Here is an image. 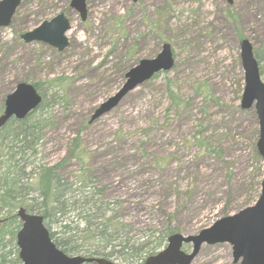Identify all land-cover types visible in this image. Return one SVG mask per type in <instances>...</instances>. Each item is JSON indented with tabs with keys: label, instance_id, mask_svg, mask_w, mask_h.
<instances>
[{
	"label": "rangeland",
	"instance_id": "374dc122",
	"mask_svg": "<svg viewBox=\"0 0 264 264\" xmlns=\"http://www.w3.org/2000/svg\"><path fill=\"white\" fill-rule=\"evenodd\" d=\"M86 7L82 20L70 0H27L19 6L12 25L0 26V91L4 89L1 84L10 86L15 78L33 81L60 74L72 78L69 103L57 104L50 111L53 122L41 141L38 160L61 159L79 132L89 152L87 173L104 187L105 200L117 201L121 219L131 224V235L141 239L144 232L163 227L170 213L178 232L188 235L239 210L232 205L252 190L245 186L248 175L253 172L254 176L264 166L251 147L257 120L254 109L240 107L244 86L241 38L249 39L258 54L264 81V0H233L231 4L226 0H86ZM61 11L71 25L66 51L20 38V33ZM120 15L128 39H120L119 45L136 44L132 60L155 56L167 41L174 65L81 127L123 82L111 79L114 56L124 49L121 46L113 52L116 33L106 34ZM168 89L187 102L181 113L167 112ZM199 130L203 140L211 139L224 150L225 159L233 162L230 180L214 154L201 153L187 140ZM158 156L168 161L158 165ZM79 168L71 162L63 172L71 180ZM189 181H195L192 195L177 196V190L184 191ZM228 184L233 193L227 192ZM227 200L230 205L225 207ZM49 228L57 230L58 226L50 222ZM183 248L190 251L191 244ZM110 258L117 264H136ZM190 264L239 262L233 261L228 242H218L203 243Z\"/></svg>",
	"mask_w": 264,
	"mask_h": 264
},
{
	"label": "trees",
	"instance_id": "16d2710c",
	"mask_svg": "<svg viewBox=\"0 0 264 264\" xmlns=\"http://www.w3.org/2000/svg\"><path fill=\"white\" fill-rule=\"evenodd\" d=\"M18 8L12 16L10 25ZM123 18L121 15L115 16L106 31V34L116 33V38L111 44L113 52L121 46L124 49L118 50L119 54L114 56V72L111 79L113 83L122 81L127 69L137 61V58L132 60L136 52L135 43L128 47L122 43L119 45L120 39L125 41L128 39ZM85 24L88 25V22ZM256 57L258 58L257 53ZM159 73L154 74L151 80ZM21 80L30 81V78H15L10 86L7 83L1 84L4 89L0 91V112L3 109L5 95ZM71 81L72 78L65 74L30 81L41 94L40 104L24 118L11 117L0 128V264H20L15 243L16 232L21 226L16 214L19 207H24L29 212L40 213L48 229L50 222L55 223L58 229L49 230L50 236L56 246L67 254L81 252L88 256L121 257L136 264L140 263L138 260H143L146 255L156 252L165 245L170 234L180 230L173 223L174 215L170 213L160 229L153 228L149 233L144 232L142 239L133 237L130 233L131 224L120 217L117 201L105 200L104 187L96 185L94 176L87 173L88 169L85 167L89 152L82 146L79 132L70 139L67 151L61 159L52 163L38 160L41 141L46 135V129L53 122L50 119V111L57 104L63 103L65 106V103H69ZM168 90L171 102L167 112L174 109L181 113L187 102L183 101L176 91ZM167 117L166 113L165 118ZM88 118L83 120L81 127L87 126ZM256 122L257 120L253 128L251 147L254 156L262 160L255 147L258 136ZM200 130L187 140L197 145L201 153L214 154L226 167L227 178L230 180L233 162L225 159L224 150L212 144L211 139L203 140L200 137ZM166 161L168 160L165 156H158L155 162L160 165ZM71 162L78 163L80 168L75 178L70 180L63 170ZM248 177L245 186H252V190L239 202L233 203V209H239L256 199L263 168L259 167L254 176L251 172ZM194 183L195 181H189L184 191L177 190V196L189 198ZM233 191L232 185L228 184L227 192L230 194ZM229 202L230 200H227L225 207L230 205ZM151 242L153 245H150Z\"/></svg>",
	"mask_w": 264,
	"mask_h": 264
},
{
	"label": "water",
	"instance_id": "95a60500",
	"mask_svg": "<svg viewBox=\"0 0 264 264\" xmlns=\"http://www.w3.org/2000/svg\"><path fill=\"white\" fill-rule=\"evenodd\" d=\"M22 0H0V26H7ZM231 4L233 0H226ZM70 6L86 19V0H70ZM70 29L69 18L63 11L37 26L21 33L24 42L41 41L59 51L69 44L66 35ZM171 44L164 41L153 57L140 58L124 75L121 86L101 101L91 113L93 121L113 109L121 99L140 84L152 78L160 71H168L174 65ZM240 60L244 71V86L240 98V107L254 108L257 116L258 137L255 142L258 154L264 160V81L261 79L259 63L249 39L240 40ZM41 101V95L35 86L27 81L18 82L5 96L3 111L0 113V128L11 117L24 118ZM17 215L21 226L16 233V245L20 264H116L102 256L83 254L69 255L56 246L48 228L39 213H30L20 207ZM228 242L232 248L234 262L239 264H264V175L260 182L256 200L232 214L215 220L210 226L202 228L196 234L184 235L174 232L167 237L165 247L148 255L142 264H190L203 243L214 244ZM184 243H191V250L184 251Z\"/></svg>",
	"mask_w": 264,
	"mask_h": 264
}]
</instances>
